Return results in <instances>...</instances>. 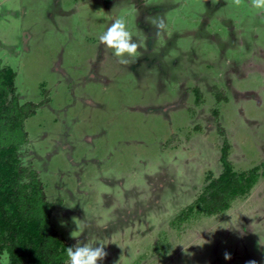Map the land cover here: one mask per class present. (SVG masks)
I'll return each instance as SVG.
<instances>
[{"label":"rangeland","instance_id":"1","mask_svg":"<svg viewBox=\"0 0 264 264\" xmlns=\"http://www.w3.org/2000/svg\"><path fill=\"white\" fill-rule=\"evenodd\" d=\"M117 17L140 45L130 65L98 39ZM0 66L27 111L1 132L22 139L65 242L75 217L80 242L107 244L98 264H264V11L250 0H0ZM224 149L257 181L179 220Z\"/></svg>","mask_w":264,"mask_h":264},{"label":"trees","instance_id":"2","mask_svg":"<svg viewBox=\"0 0 264 264\" xmlns=\"http://www.w3.org/2000/svg\"><path fill=\"white\" fill-rule=\"evenodd\" d=\"M15 75L11 67L0 66V257L6 253L9 264H65L66 248L72 244L57 235L51 221L53 205L46 201L35 171L21 167L18 149L22 139H7L8 134L1 132L3 127L14 128L18 114L22 113L21 118L27 115L25 104L20 105L13 95ZM226 156L224 149L222 170L217 176L209 173L202 191L179 220L195 213L223 212L253 187L258 167L235 171Z\"/></svg>","mask_w":264,"mask_h":264},{"label":"clouds","instance_id":"3","mask_svg":"<svg viewBox=\"0 0 264 264\" xmlns=\"http://www.w3.org/2000/svg\"><path fill=\"white\" fill-rule=\"evenodd\" d=\"M219 0H212V3H218ZM233 5L239 6L242 0H232ZM252 8L264 11V0H250ZM151 24L156 28L157 34L166 28L164 18L157 17L151 20ZM99 42L113 50V55L118 58V62L122 65H130L134 61H130L126 57H137V50L140 45L134 42L132 33L127 28L126 18L117 17L112 20V23L98 36ZM28 161L26 158L21 159V167H27ZM73 206V205H72ZM71 207V206H70ZM76 224V230L70 232V236L76 239V243L66 248L67 260L65 264H98L103 261L108 255L105 243L98 242L95 244L82 243L79 240V235L83 233L86 225L78 223L73 217ZM103 227V225H101ZM186 251L187 249L184 248ZM231 256L229 253H224V259L228 260ZM5 259L8 260L5 253ZM245 264H257L255 260H248Z\"/></svg>","mask_w":264,"mask_h":264}]
</instances>
